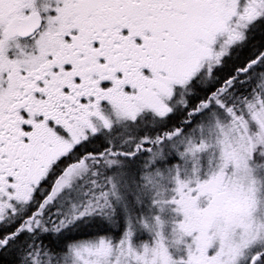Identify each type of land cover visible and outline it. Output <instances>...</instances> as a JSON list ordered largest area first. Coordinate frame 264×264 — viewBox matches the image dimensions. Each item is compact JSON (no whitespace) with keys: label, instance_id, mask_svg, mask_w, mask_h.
<instances>
[{"label":"snow or ice","instance_id":"1","mask_svg":"<svg viewBox=\"0 0 264 264\" xmlns=\"http://www.w3.org/2000/svg\"><path fill=\"white\" fill-rule=\"evenodd\" d=\"M0 264H264V0H0Z\"/></svg>","mask_w":264,"mask_h":264}]
</instances>
